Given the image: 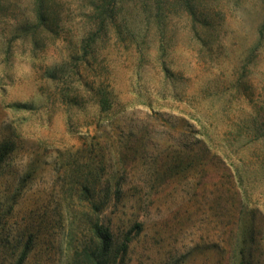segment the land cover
Returning <instances> with one entry per match:
<instances>
[{"label":"rangeland","instance_id":"1","mask_svg":"<svg viewBox=\"0 0 264 264\" xmlns=\"http://www.w3.org/2000/svg\"><path fill=\"white\" fill-rule=\"evenodd\" d=\"M43 12L0 0V264H264V0Z\"/></svg>","mask_w":264,"mask_h":264},{"label":"trees","instance_id":"2","mask_svg":"<svg viewBox=\"0 0 264 264\" xmlns=\"http://www.w3.org/2000/svg\"><path fill=\"white\" fill-rule=\"evenodd\" d=\"M35 9H36V19L38 24L40 25H49L51 23V18L48 15H45L44 10V0H35ZM106 13L108 10L106 9ZM103 22V21H102ZM100 29V26L98 27ZM96 40V35H91L89 38L84 42L83 49L84 54H91V52L86 51L85 46H91ZM98 93L100 94L101 98L99 100V105L101 109H105L107 107V99H106V90L104 88H99ZM94 236L99 241V246L101 253H104L108 250L110 244L109 234L106 230H104L101 226H95L93 229Z\"/></svg>","mask_w":264,"mask_h":264}]
</instances>
